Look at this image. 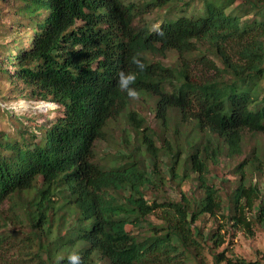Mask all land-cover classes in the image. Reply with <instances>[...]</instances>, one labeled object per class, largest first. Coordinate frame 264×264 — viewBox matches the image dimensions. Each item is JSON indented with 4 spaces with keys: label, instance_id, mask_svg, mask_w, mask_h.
Instances as JSON below:
<instances>
[{
    "label": "trees",
    "instance_id": "trees-1",
    "mask_svg": "<svg viewBox=\"0 0 264 264\" xmlns=\"http://www.w3.org/2000/svg\"><path fill=\"white\" fill-rule=\"evenodd\" d=\"M0 17L13 24L2 29L0 78L57 111L42 123L0 108V206L10 202L0 242L15 220L30 264H68L73 252L83 264H207L205 246L216 263L261 264L216 248L225 224L264 225V139L253 141L264 136V0H0ZM170 50L186 60L157 59ZM193 59L215 76L195 79ZM120 71L136 74L156 127L131 108ZM117 118L129 126L125 152L100 153ZM234 160L228 191L209 181L211 165ZM186 177L198 194L146 197ZM206 215L223 224L204 230Z\"/></svg>",
    "mask_w": 264,
    "mask_h": 264
},
{
    "label": "rangeland",
    "instance_id": "rangeland-1",
    "mask_svg": "<svg viewBox=\"0 0 264 264\" xmlns=\"http://www.w3.org/2000/svg\"><path fill=\"white\" fill-rule=\"evenodd\" d=\"M153 17V16H151ZM10 18L0 17V42L8 41L11 36L2 31L5 25L9 24V29L13 27V24H10ZM205 47L204 45L202 48ZM206 54V53H205ZM207 55V54H206ZM208 59H213L210 54L206 56ZM157 59L163 62L164 64L170 66L181 65L182 62L186 59L182 58L176 51L170 50L166 51L162 55H158ZM190 72L192 76L199 80L205 78H211L215 76L214 69L209 65L203 64L201 59H193L189 61ZM11 85L0 78V108L11 112L12 116L19 117V120L26 119H37L38 122L46 123L50 118H52L57 111L53 109L56 108V105L50 101H41V100H30L21 95L14 94L9 92ZM131 108L137 113V117L144 118V124H148L152 127H156L157 122L155 120L154 112L152 111L153 103L151 99L140 98L133 100L131 102ZM174 115V111H171ZM24 121V120H23ZM134 122L132 123L133 127ZM143 124V125H144ZM185 124H189V121H185ZM14 125H17L14 123ZM135 125V124H134ZM142 125V126H143ZM0 127L8 129V117L2 112H0ZM129 126L123 124V120L115 119L109 122L106 128V135L102 140L99 141V152L104 154H118L125 152L123 147V136L129 130ZM134 128V127H133ZM141 127L140 130H142ZM260 138L264 139V136H257L253 141H260ZM241 158V157H240ZM166 158L161 156L157 161V172L166 171L165 165ZM228 162L224 160V163ZM234 162L231 166H226L224 163L218 165H211V173L209 175V181L212 182L215 186H221L224 191H228L230 185H232L236 180V175L232 169ZM159 167V168H158ZM195 184L192 181V178L186 177L181 181L176 179H169L168 184L163 186L151 185L150 188L146 189V197L148 199L158 198L161 200L164 196L170 198H177L180 195V192L193 193L197 194L199 191L195 189ZM10 202L5 200L0 209L5 214H8ZM221 217L218 216V219H213L211 216L206 215L202 219L198 220L197 223L206 230L208 227L217 229V227L223 222H221ZM9 231L5 239H2L0 242V264H30V255L28 254L29 249L32 250L30 246V241L25 238H20L18 235L19 232V223L15 220L9 222L8 224ZM226 229L221 228L220 234L224 236V242L216 248V251H223L225 255H237L242 256L246 259H257L261 264H264V225L258 226L253 229V232L247 233L241 228H232L225 224ZM14 235H17L14 237ZM11 237L10 239H7ZM203 255L206 259L207 264H228L226 261H221L216 263L209 251L205 246L203 249Z\"/></svg>",
    "mask_w": 264,
    "mask_h": 264
},
{
    "label": "clouds",
    "instance_id": "clouds-1",
    "mask_svg": "<svg viewBox=\"0 0 264 264\" xmlns=\"http://www.w3.org/2000/svg\"><path fill=\"white\" fill-rule=\"evenodd\" d=\"M159 35H163V32L160 31ZM132 63H134L138 69L141 71L144 70L145 65L141 62V60L137 59L136 57L132 58ZM136 81V74L135 73H125L124 71H120L118 73V87L122 91H126L128 97L133 100L139 99V92L132 88L131 85L134 84ZM68 264H83L81 256L77 252H73L68 255Z\"/></svg>",
    "mask_w": 264,
    "mask_h": 264
}]
</instances>
